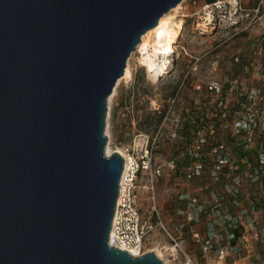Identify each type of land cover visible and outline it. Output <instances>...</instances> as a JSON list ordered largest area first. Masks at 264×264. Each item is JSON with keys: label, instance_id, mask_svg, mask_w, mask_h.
<instances>
[{"label": "water", "instance_id": "obj_1", "mask_svg": "<svg viewBox=\"0 0 264 264\" xmlns=\"http://www.w3.org/2000/svg\"><path fill=\"white\" fill-rule=\"evenodd\" d=\"M182 0H0V264H164L109 244L108 99Z\"/></svg>", "mask_w": 264, "mask_h": 264}, {"label": "rangeland", "instance_id": "obj_2", "mask_svg": "<svg viewBox=\"0 0 264 264\" xmlns=\"http://www.w3.org/2000/svg\"><path fill=\"white\" fill-rule=\"evenodd\" d=\"M193 1H181L178 20L183 29L171 50L167 72L157 81L150 80L137 48L129 59L132 78L116 84V92L107 102V146L112 150L130 148L141 154L149 143L150 147L154 145L156 162L164 164L173 158L177 162L175 171H166L153 183L149 176L141 175L136 185L142 216L155 224L158 210L168 232L181 238L183 251L178 250L177 255L162 250L164 264H217L215 254L204 258L200 243L192 234L195 230L204 236L212 221L203 214L199 223L190 225L187 213L193 208L191 198L212 199L232 185L230 180L217 181L214 176L217 172L212 162V145L224 143L234 158L242 157L240 149L233 147L230 130L224 126L226 121H220V114L234 104L238 107L235 100L239 92L229 94L231 81L238 78L248 88H261L259 72L264 70V0H243V10L238 13L236 1L227 0L226 10L214 20L204 9L208 0H195V4ZM210 79H217L224 86L217 99L206 86ZM198 141L204 142L207 161L188 178L187 167L196 166L199 160L195 150ZM242 184L243 193L251 191L248 183ZM227 204L231 205V199ZM150 242L148 247L155 250L168 246L170 237L158 226L150 234ZM257 248L264 252L262 244ZM227 263L232 264L233 259ZM239 263L243 261L236 264Z\"/></svg>", "mask_w": 264, "mask_h": 264}, {"label": "built area", "instance_id": "obj_3", "mask_svg": "<svg viewBox=\"0 0 264 264\" xmlns=\"http://www.w3.org/2000/svg\"><path fill=\"white\" fill-rule=\"evenodd\" d=\"M235 1L240 7L235 8V13H238L239 10H243L241 8L243 0ZM226 3L229 4L227 0H213L204 3V9L209 10L208 15L214 20L226 10ZM259 74L261 88H248L242 85L238 78L231 81L229 94L232 96L233 92H239L238 97L235 95L238 107L235 108L234 104L229 111L220 114V121H226L224 126L230 130L228 135L233 141V147L240 149L242 157L240 160L234 158L232 150L227 149L224 143L211 147L213 167L217 172L214 175L215 179L230 180L232 185L212 199L204 197L198 201L196 197L191 198L193 208L187 213L190 225L199 223L203 214L212 221L204 236L195 230H192V234L197 237L204 258L215 254L217 264H228V260L232 259V264H236L237 261H243L241 264H264V252L261 253L262 251L257 248L258 244H262L264 251V70L261 69ZM206 86L216 99L222 96L224 86L219 80L210 79ZM234 88H241V91ZM203 143L198 141L195 146L199 160L196 166L187 167L188 178L196 174V167L200 169L207 161ZM124 151L130 158L127 164V158L123 156L124 171L119 182L109 244L121 251L129 252L133 257L154 252L153 248L148 247L151 244L150 234L159 226L170 237L168 246H161V249L177 255L178 250L183 251L180 246L181 238L168 232L158 210L155 224L151 218L143 217L136 200L139 177L149 176L150 182L153 183L162 178L166 171L169 173L175 171L176 160L173 158L164 164L156 162L154 145L150 147L149 143L141 154L130 148ZM244 182L251 186L248 193L241 190ZM229 199L231 205L227 204Z\"/></svg>", "mask_w": 264, "mask_h": 264}, {"label": "bare ground", "instance_id": "obj_4", "mask_svg": "<svg viewBox=\"0 0 264 264\" xmlns=\"http://www.w3.org/2000/svg\"><path fill=\"white\" fill-rule=\"evenodd\" d=\"M178 7V8H177ZM173 9V12H167L163 15L158 25L149 29V31L142 36V41L137 46L138 50L136 53L141 55V62L148 72L149 79L153 81L159 80L168 70L170 65L171 50L174 48V44L179 39L183 29L182 22L178 20L180 17L179 11L182 9V5L177 6ZM175 13V14H174ZM207 21V20H205ZM136 48V49H137ZM131 61H128L125 68V74L122 79H118L117 84L123 79H130L133 76L131 71ZM116 90L109 97L110 99L115 94ZM110 99L108 101L110 102ZM122 154L127 158V164L129 156L125 153L123 148H117L112 150L110 145L106 147V154L112 155V153ZM161 258L164 257V253L161 248L153 250ZM163 259V258H162Z\"/></svg>", "mask_w": 264, "mask_h": 264}, {"label": "trees", "instance_id": "obj_5", "mask_svg": "<svg viewBox=\"0 0 264 264\" xmlns=\"http://www.w3.org/2000/svg\"><path fill=\"white\" fill-rule=\"evenodd\" d=\"M209 2H212L213 0H208Z\"/></svg>", "mask_w": 264, "mask_h": 264}]
</instances>
